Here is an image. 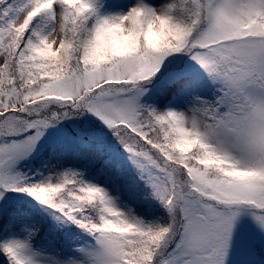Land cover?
<instances>
[{"label": "snow or ice", "instance_id": "1", "mask_svg": "<svg viewBox=\"0 0 264 264\" xmlns=\"http://www.w3.org/2000/svg\"><path fill=\"white\" fill-rule=\"evenodd\" d=\"M0 264H264V0H0Z\"/></svg>", "mask_w": 264, "mask_h": 264}]
</instances>
